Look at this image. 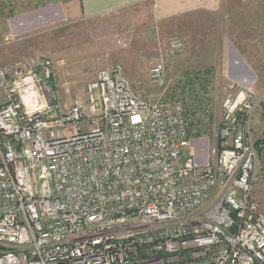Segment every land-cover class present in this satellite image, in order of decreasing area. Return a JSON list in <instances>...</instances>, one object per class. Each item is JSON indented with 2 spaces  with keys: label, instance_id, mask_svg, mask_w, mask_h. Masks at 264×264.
I'll return each instance as SVG.
<instances>
[{
  "label": "built area",
  "instance_id": "2783aa9c",
  "mask_svg": "<svg viewBox=\"0 0 264 264\" xmlns=\"http://www.w3.org/2000/svg\"><path fill=\"white\" fill-rule=\"evenodd\" d=\"M183 53L160 50L153 101L118 65L68 105L50 59L0 65V264H264V90L222 68L173 80Z\"/></svg>",
  "mask_w": 264,
  "mask_h": 264
},
{
  "label": "rangeland",
  "instance_id": "374dc122",
  "mask_svg": "<svg viewBox=\"0 0 264 264\" xmlns=\"http://www.w3.org/2000/svg\"><path fill=\"white\" fill-rule=\"evenodd\" d=\"M46 5L42 0H0V65L50 59L65 105L84 97L85 84L98 70L115 65L136 94L153 101L159 91L148 81L149 70L171 38H180L184 45L182 56L168 68L173 80L185 73L222 68L235 80L253 82L255 93L264 90V0H220L216 12L179 20L168 32H147L148 4L121 12L128 22L125 32L112 31L109 16L73 22L55 19ZM215 110L217 117L219 105ZM263 118L264 104L255 112L256 130ZM194 139L191 136V145L200 146ZM262 175L253 197L264 216Z\"/></svg>",
  "mask_w": 264,
  "mask_h": 264
},
{
  "label": "crops",
  "instance_id": "0c3cea01",
  "mask_svg": "<svg viewBox=\"0 0 264 264\" xmlns=\"http://www.w3.org/2000/svg\"><path fill=\"white\" fill-rule=\"evenodd\" d=\"M30 2V0H22ZM40 1V0H38ZM54 11V18L63 21L89 20L98 17H111L112 31H127L128 22L124 10L148 4L149 20L147 32H168L173 23L188 19L199 13L216 12L220 0H42ZM125 30V31H124ZM121 31V32H122ZM135 32V30H134ZM180 39V38H179Z\"/></svg>",
  "mask_w": 264,
  "mask_h": 264
}]
</instances>
